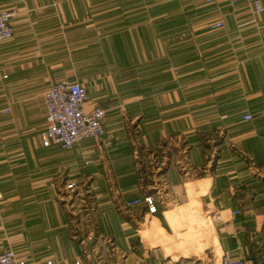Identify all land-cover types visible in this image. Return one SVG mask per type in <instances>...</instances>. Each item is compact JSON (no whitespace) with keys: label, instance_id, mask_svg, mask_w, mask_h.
<instances>
[{"label":"crops","instance_id":"obj_1","mask_svg":"<svg viewBox=\"0 0 264 264\" xmlns=\"http://www.w3.org/2000/svg\"><path fill=\"white\" fill-rule=\"evenodd\" d=\"M254 1L264 7L0 0L16 10L13 38L0 45V254L98 264L105 250L110 264H218L230 253L264 264V12ZM218 20L224 28L210 31ZM60 79L82 83L87 108L105 111L101 139L41 146L42 97ZM70 182L105 249L72 235L73 205L59 200L74 196ZM145 195L156 215L126 207Z\"/></svg>","mask_w":264,"mask_h":264},{"label":"built area","instance_id":"obj_2","mask_svg":"<svg viewBox=\"0 0 264 264\" xmlns=\"http://www.w3.org/2000/svg\"><path fill=\"white\" fill-rule=\"evenodd\" d=\"M206 1L207 4H215L216 2V0ZM231 4L234 5L235 2L231 1ZM253 6L256 14L264 12V7L258 1H254ZM15 13L14 8L0 9V45L13 38L14 28L11 19ZM224 26L223 20H218L209 25V30H221ZM4 78L6 77L4 76ZM42 103L45 110V126L39 133V139L43 148L57 146L66 151L86 139L99 140L105 134L102 123L105 111L99 106L87 108L89 103L87 89L76 80L60 79L52 83L44 92ZM8 113L9 109L1 111V114ZM243 120L251 121L252 116L247 114L243 117ZM21 134L20 132L19 135ZM103 145L110 147L111 143L107 141ZM65 189L75 197L80 194L76 182L67 183ZM125 205L127 208H144L145 213L151 216L156 215L158 212L157 199L153 195H145L130 200ZM237 214L238 211H235L234 215ZM0 264H27V262L9 249L0 254ZM47 264L51 263L47 262ZM75 264H81V261L76 260ZM219 264L253 263H246L241 259H234L230 253H223L219 257Z\"/></svg>","mask_w":264,"mask_h":264},{"label":"rangeland","instance_id":"obj_3","mask_svg":"<svg viewBox=\"0 0 264 264\" xmlns=\"http://www.w3.org/2000/svg\"><path fill=\"white\" fill-rule=\"evenodd\" d=\"M212 4H208V6H210ZM214 5V4H213ZM205 30V29H204ZM209 31V30H208ZM210 32V31H209ZM211 33H214V32H211ZM213 36L212 37H216L215 34H212ZM195 36V34L193 35ZM210 37V36H209ZM194 69H198V64H195V66L193 67ZM87 81V80H86ZM43 85V84H42ZM40 85L41 88H43V86ZM6 126V125H5ZM87 140H92V139H86L85 141ZM59 200H61V202L69 205V207L71 205H73V212L75 213V215L73 216V218H67V220H70V227L72 228V235L77 237V239L79 238H84V239H87L88 237L91 239L90 241L89 240H86V243L89 241V242H93V244L95 246H97V248H106L105 246V243L103 242V240H98V239H95L94 240V237H96V230H95V226H94V223H93V218H87L86 216V212L84 211L86 208H84L83 206H81V202H80V198H76L75 196H73L72 198L68 199L66 197H63L62 195V198L61 196H59ZM76 206H79V209L76 208ZM75 210V211H74ZM82 210V211H81ZM76 211H81V213H77ZM140 219V218H139ZM202 221H203V224H202V227L203 229L205 230L206 232V235H207V238H209V231H208V224H209V219L205 218H201ZM189 221L187 219H185V222H183L182 224V228H186L185 225L188 223ZM192 227V226H191ZM197 229V228H196ZM195 229V230H196ZM198 231V229L196 230V232ZM166 238V237H165ZM151 242H152V238L149 239ZM192 240H190L191 242ZM192 242H195V241H192ZM193 244V243H192ZM94 246V247H95ZM191 246V243H189V247ZM208 246V245H207ZM85 249L87 250L88 246L84 245ZM83 247V248H84ZM109 248H111L112 246L109 245L108 246ZM217 254V253H216ZM204 257V256H203ZM207 257L209 259H214L213 255L212 254H208ZM217 257L219 258L220 257V253L217 254ZM96 259V260H95ZM169 260H171L169 257H168ZM81 260V264H94V262H91V259H87V257L85 258H80ZM93 261H97L98 264H110L108 262V255L107 253H105V250L104 252L101 254L100 258H94ZM75 264V263H74ZM219 264V262H218Z\"/></svg>","mask_w":264,"mask_h":264},{"label":"trees","instance_id":"obj_4","mask_svg":"<svg viewBox=\"0 0 264 264\" xmlns=\"http://www.w3.org/2000/svg\"><path fill=\"white\" fill-rule=\"evenodd\" d=\"M96 234H97V229H96Z\"/></svg>","mask_w":264,"mask_h":264}]
</instances>
